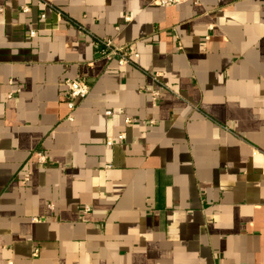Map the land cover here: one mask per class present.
<instances>
[{"label":"crops","instance_id":"obj_1","mask_svg":"<svg viewBox=\"0 0 264 264\" xmlns=\"http://www.w3.org/2000/svg\"><path fill=\"white\" fill-rule=\"evenodd\" d=\"M0 264H264V0H0Z\"/></svg>","mask_w":264,"mask_h":264},{"label":"built area","instance_id":"obj_2","mask_svg":"<svg viewBox=\"0 0 264 264\" xmlns=\"http://www.w3.org/2000/svg\"><path fill=\"white\" fill-rule=\"evenodd\" d=\"M188 1L197 2L198 0H151L152 3L158 4L160 6H175ZM23 11H27V7L22 8ZM129 18L126 17V21ZM34 35V32H31ZM94 48L96 51L103 55L108 60L116 58L118 60L119 65L124 66L126 64H134V59L137 58V54H130L126 47H117L113 46L111 40H95ZM158 74L153 75V79L157 81ZM63 86L65 88L66 98H67V107L69 110L68 119L72 120V113L76 110L79 104L86 98L89 93V86L80 79H65L63 82ZM153 99H155L159 93L155 90L151 91ZM124 138V134H120L117 136L118 140H122ZM113 139L108 138L106 141L107 145L113 144ZM37 160L40 163L46 162V157L41 153H35ZM24 179H28V174H24Z\"/></svg>","mask_w":264,"mask_h":264}]
</instances>
